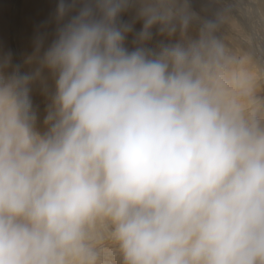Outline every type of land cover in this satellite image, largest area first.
I'll list each match as a JSON object with an SVG mask.
<instances>
[{
	"label": "clouds",
	"instance_id": "9594fccd",
	"mask_svg": "<svg viewBox=\"0 0 264 264\" xmlns=\"http://www.w3.org/2000/svg\"><path fill=\"white\" fill-rule=\"evenodd\" d=\"M209 7L59 0L0 56V264H264V94Z\"/></svg>",
	"mask_w": 264,
	"mask_h": 264
},
{
	"label": "rangeland",
	"instance_id": "374dc122",
	"mask_svg": "<svg viewBox=\"0 0 264 264\" xmlns=\"http://www.w3.org/2000/svg\"><path fill=\"white\" fill-rule=\"evenodd\" d=\"M250 1L251 0H247V1L244 0L242 3H240L242 7L244 6L243 8L244 17L245 19L247 18L244 21L241 18H237V16L235 15H233L232 17L229 16V18H226L222 12V8H224L225 10H228V9L223 3L221 7H217L212 0H194V5L199 9L207 5V3L209 2L210 12L222 13L224 21L228 23L226 27L224 26L222 27V34L226 42L240 57L242 61V67L244 68V70L247 71L249 74H251L253 78L255 79L256 86L259 92L261 94H264V71H263L264 70V17H263L264 13H261L262 12L260 11L261 5L260 3H258L257 0H252L251 3ZM217 2L220 3V1H217ZM257 3H258V6H257ZM253 8L255 10L257 9V11L253 10ZM32 9H33L32 0H20V2L18 1L16 2L14 0H0V56H3L7 53H11L13 63L21 65L22 70H25V71L27 70V65H25V61L27 57L33 52V49H34V44H32L30 46V49H28L26 47V44L24 43V40L27 41V38H26L27 33H25V31L33 30L34 31L33 37L35 36V28H36L35 26L25 27L27 22L29 23L32 22V20H29V13H28V11ZM246 9H248L249 11ZM250 11H252L251 14H250ZM15 13H17L16 14V20H17L16 25L14 22ZM252 13L255 14L256 16L253 15ZM122 20L127 23H132L135 21L134 22L135 32L140 31L142 28V22L135 20L134 11H129L123 14ZM246 24L248 27L244 26ZM21 26H23V29ZM260 26H261V29L258 28ZM55 27L56 25H55L54 16H53L50 22L43 24L40 27H37V36L41 34H47V41H48V39L52 35H54ZM257 30L261 31L262 33L258 32ZM247 34H249V36ZM133 40H134V33L129 34L127 38L126 46H128L129 48H132ZM250 40L252 43L250 42ZM244 48L245 49L247 48V49L245 50ZM259 54L260 55L263 54V55L260 56ZM261 68L262 70H260ZM32 99H33L34 106L38 110L39 123L42 126L43 117L46 114V108H47V103H48L47 98L41 93L39 88H36L33 90Z\"/></svg>",
	"mask_w": 264,
	"mask_h": 264
},
{
	"label": "bare ground",
	"instance_id": "6f19581e",
	"mask_svg": "<svg viewBox=\"0 0 264 264\" xmlns=\"http://www.w3.org/2000/svg\"><path fill=\"white\" fill-rule=\"evenodd\" d=\"M14 1H18L20 2V0H14ZM33 1V9L32 10H29L28 13H29V20H32L31 23L27 22V24L25 25V27L27 26H35V36L33 37V34H34V31L33 30H27L25 31V33H27V41L24 40V43L26 44V47L28 49H30V46L32 44L35 43V40H36V37H37V27H40L41 25L43 24H46L48 22H50L52 20V17L55 16V12H56V7H57V4L59 2V0H32ZM214 2V4L217 6V7H221L222 6V3L225 4L226 8L228 10H225L224 8H222V12L224 14V16L226 18H229V16H237V18H241L243 21L246 20L245 17H244V12H243V8L244 6L242 7L240 3H242L244 0H212ZM217 1H220V3H218ZM247 1V0H246ZM252 1V0H251ZM250 1V3H251ZM258 3H260L261 5V10L262 11L261 13H264V0H257ZM207 2V1H206ZM258 3H257V6H258ZM20 5V4H19ZM246 5V4H245ZM259 5V7H260ZM248 6V5H247ZM254 7V6H253ZM256 7V6H255ZM247 8V7H246ZM251 9V8H250ZM16 10V9H15ZM248 10V9H246ZM252 10V9H251ZM253 10H255L253 8ZM18 11V10H17ZM221 11V10H220ZM249 11V10H248ZM247 11V12H248ZM257 11V9L255 10ZM258 11V12H260ZM16 12V11H15ZM252 11H250V14H251ZM254 12V11H253ZM16 14L15 13V16H14V22H15V25L17 24V20H16ZM253 14V13H252ZM249 15V14H248ZM255 15V14H253ZM259 15V14H258ZM256 16V15H255ZM258 17V16H257ZM256 17V18H257ZM261 17V16H260ZM264 17V15H263ZM262 17V18H263ZM23 19V18H22ZM132 19V18H131ZM240 20V19H239ZM241 20V21H242ZM256 20V19H255ZM260 20V19H259ZM130 21V20H129ZM258 21V20H257ZM263 21V20H262ZM26 22V21H25ZM24 22V23H25ZM248 22V21H247ZM133 23V22H132ZM242 23V22H241ZM246 23V22H245ZM259 23V22H258ZM261 23V22H260ZM263 23V22H262ZM23 24V23H22ZM227 22L224 21V24L223 26L226 27L227 26ZM141 25V24H140ZM241 25V24H240ZM257 25V24H256ZM246 27V25H244ZM22 29H23V26H21ZM20 27V29H21ZM257 27V26H256ZM261 29V26L258 27ZM243 29V28H242ZM263 29V28H262ZM256 31V30H255ZM258 31V30H257ZM249 32V31H248ZM258 32H261V31H258ZM262 33V32H261ZM249 36V34H247ZM252 35V34H251ZM20 37V36H19ZM34 41H33V39ZM53 38V35L48 39V43L51 42V39ZM245 38V37H244ZM247 39V38H246ZM249 42V41H248ZM251 42V40H250ZM244 43V42H243ZM252 43V42H251ZM4 44V43H3ZM252 45V44H251ZM245 49V48H244ZM247 49V48H246ZM245 49V50H246ZM262 51V50H261ZM250 52V50H249ZM252 52V50H251ZM257 52V51H256ZM260 55V54H259ZM263 54H261L260 56H262ZM256 62V61H255ZM260 64V63H259ZM261 65V64H260ZM262 66V65H261ZM259 67V66H258ZM262 70V68L260 69ZM257 71V70H256ZM255 71V72H256ZM264 71V70H263ZM263 74V73H262ZM261 83V82H260Z\"/></svg>",
	"mask_w": 264,
	"mask_h": 264
}]
</instances>
